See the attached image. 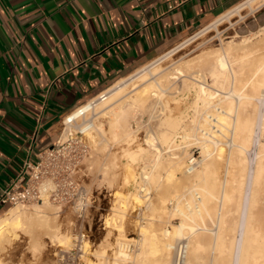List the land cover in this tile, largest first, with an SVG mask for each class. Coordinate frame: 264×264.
<instances>
[{"label":"rangeland","instance_id":"1","mask_svg":"<svg viewBox=\"0 0 264 264\" xmlns=\"http://www.w3.org/2000/svg\"><path fill=\"white\" fill-rule=\"evenodd\" d=\"M263 7L264 4L255 12L249 14L247 18L240 19L235 16L233 24L224 23L220 27L218 26L220 29L212 28V30L204 33L205 36L202 34L203 36L171 56L172 59L168 57L165 61L162 60L163 62H161V65L158 64L159 66L157 63L160 62H154L155 59L148 62L147 64H152L144 71H149L150 77L153 74L152 72L155 76L168 71L174 72L184 61L196 59L199 54L204 55L208 53L207 51L218 48L224 49L229 42L245 46H257L260 49L257 56L260 55L264 52V34H261L262 27H259L253 19L256 12ZM246 12L247 10H244L243 13L247 14ZM232 53L240 56L242 49ZM155 65L156 68H160V66L163 68L154 69ZM169 66L172 68L169 69ZM191 70L194 72L195 77L202 73L204 75L203 81H207L206 86L216 95L213 104H206L204 113L207 114L215 109L218 99L224 97L227 92L232 93V86L221 88L214 85L211 76H209L210 74L208 73V76H206L207 72L199 69L197 63ZM138 71L139 69L132 73ZM141 73L143 72L135 76L138 77ZM248 73V71L245 72L244 76L247 77ZM185 74L186 72H184V75L181 74L182 76L177 74L179 77L171 85L170 92L165 95L164 100L169 108L163 112L169 113L171 111L170 113L174 117L183 120L178 129L180 133L176 136L172 148L162 145L154 134L158 130L156 119L163 113L160 109H153L152 112L147 107L142 106L133 109L130 123L133 138L129 141L126 136V127L112 125V117L106 113L109 108L113 107L110 103L109 107L107 104L98 107V110L93 114H88L87 117L79 119L73 125L61 122L60 137L62 136L65 139L69 134H72L83 140L82 142L87 147V152L80 160L78 170L74 173V176L87 191L89 206L86 210L81 211L72 204H58L48 200L42 206H39V203L7 206L0 216L11 209L19 210L22 223L15 230L17 236L10 237L6 235L0 238V264H87V260L90 258L100 262V264H138V258L142 257L144 251L148 248L143 241L142 229L144 228L149 231L152 229L151 231H155L165 243L170 245H174L179 239L187 240L189 245L188 258L192 244L198 241L204 246L208 244L206 249L209 248V250L203 253L206 264H235V249L225 250L227 253H223V250L211 248H213V242L218 235L220 226L224 235H222V240L224 244L225 241L228 243L225 244L227 247L239 240L242 210L246 207V195L250 188V171L253 164L249 160L247 162L248 168L243 171L241 164L234 156L235 142L237 143L238 139L233 129H228L222 134H215L214 137L208 138L206 144L208 147L211 146L209 148L212 155L206 157V163L212 164L219 192L204 208L205 206L199 199L202 196V191L193 187L194 178L191 173L185 171L189 165V157L193 153L198 162L204 158L202 144L195 135H197L198 123L204 120L205 114H200L201 112L195 109V93L182 87L183 79L198 82L191 77H186ZM237 84L240 83L237 82ZM127 87H130V84ZM189 98L192 101H189ZM254 104L258 107L257 98ZM157 106L156 108L160 107V105ZM193 115H196L198 121L193 120ZM183 117L184 119H182ZM88 121L102 124V127L90 134L80 132V127ZM185 129L192 135L188 140H183L184 138L181 137ZM139 146L146 149L145 152L140 154L141 156L134 159L126 154L127 150L135 151ZM249 146L252 147V143ZM159 151H161L162 164L154 168L155 160L160 154ZM173 153L179 155L183 168L177 170L174 181L168 183L166 177L167 172L170 170L168 160L173 157ZM248 157H250L249 154H247ZM201 167L202 164L197 169ZM247 170L248 177H246ZM152 171L156 174L157 180H147L144 177L145 172ZM244 177H246V181L241 182V178ZM261 185L263 186L261 187ZM261 185L258 188V190H261L256 202L254 204L250 202L249 204L250 211L247 225L249 228L251 226L257 230L264 241V179ZM222 190H225L230 198L224 199ZM188 205H191L192 210L195 209L196 205L203 209V215L196 223L190 221L191 224H196V231L187 233L185 237L180 238L173 237L172 233L169 236H163V230L169 229L172 231L173 225L181 222V215L176 212L177 207L186 211ZM120 224L123 232L119 231L118 226ZM81 232H85L86 237L82 241V248L79 249L80 241L76 240V235ZM225 237H227V240H224ZM86 244L88 245L87 251ZM125 253L130 256L128 255L125 258ZM164 258L167 264H172V248L166 249ZM153 260L154 262L152 261L151 264H158L155 259ZM246 264H264V257L263 255H257L247 261Z\"/></svg>","mask_w":264,"mask_h":264},{"label":"crops","instance_id":"2","mask_svg":"<svg viewBox=\"0 0 264 264\" xmlns=\"http://www.w3.org/2000/svg\"><path fill=\"white\" fill-rule=\"evenodd\" d=\"M242 1L0 0V187L68 113Z\"/></svg>","mask_w":264,"mask_h":264},{"label":"bare ground","instance_id":"3","mask_svg":"<svg viewBox=\"0 0 264 264\" xmlns=\"http://www.w3.org/2000/svg\"><path fill=\"white\" fill-rule=\"evenodd\" d=\"M262 4H264V0H243L241 3L226 11L221 16L215 18L210 23L206 24V26L201 28V30L197 34L185 39L184 41L180 42L174 49H171L168 52L159 56L157 59H155L156 61L154 62L158 61L160 63H157V65H161V62H163L162 60L165 61L166 58H171V56L183 50L190 43L203 36L204 33L212 30V28L220 29L218 28V26L220 27V25H223L224 23L233 24V18L235 16H238V18L240 19L247 18L249 14L258 10ZM244 10H247V14L243 13ZM261 31V34H264V27H262ZM244 40L248 41L247 39ZM240 49H242V53L240 56L234 55L232 53ZM259 50L260 49H258L257 46H245L229 42L224 49H214L213 51H207L208 53L204 55H197L198 57L196 59H184L186 60L184 62L179 61L183 62V64H181L179 67L177 66L178 68L176 70L174 69V72H169L167 70L168 72H164L158 76H155L154 72H152L153 74L151 77L150 72L144 70H146L147 67L152 63L146 64L142 66L138 72L131 73L127 77L118 80L115 84H113L100 95L78 106L70 113H68L64 118V124L73 125L74 123H77L79 119L87 117L88 114H93L95 111L98 110V107H101L105 104H107L108 106L110 103L113 107L111 109L109 108L106 113L109 114L110 117H112L111 120H113V126L117 127L123 125L127 128L126 136L127 140L129 141L133 138L131 134L132 130L130 127L133 109L138 106H142L147 107L150 112H152L153 109H160L162 110V112L168 110L169 107L164 101L165 95L170 92L171 85H173V83L176 81L175 79L179 77L178 75L182 76L181 74L184 75V72H186V77H191L192 79L198 81L194 82L190 81L189 79H183L182 87L185 90L192 91L195 93L194 105L196 108H194L197 109V111H200V114L204 113L203 111L206 109V104H213V102H215L216 95H214V93L206 86L207 81H203L204 75L201 73L195 77L194 72L191 70L196 63L199 69L207 72L206 76H208V73L210 74L209 76H211V80H213L214 85L219 86L221 88H230V86H232V93L227 92L224 97L218 99V104L217 106L215 105L216 108L207 114L204 113V120L199 121L197 126L198 131L195 137L197 136V140L200 141V143L202 144L204 158L198 162V160L193 158V156H190L188 160L189 165L186 167L185 172L191 173L192 177L194 178L195 183L193 182V187L202 191V196H200L199 199L205 206L204 208H206V204H208L215 196H217L219 192L216 182L217 178L215 172L212 170V164L206 163V157L212 155L209 148L211 146L208 147L206 141H208L210 137H214L215 134H222L228 129H233L238 139V142H235L236 148L233 153L234 156L238 159L243 171L248 168L247 162H249V160H251L253 164V167L250 171V188L249 192L246 195V204L248 206L242 210L243 216L240 226L239 240L233 242L229 247H227L225 245L227 242L225 241L224 244L222 240L223 229L220 226L218 229V235L216 236L213 242V248L211 249H220L224 251L223 253L226 252L225 250L230 251L235 249V264H246L247 261L253 259L257 255H263L264 257V241L263 239H261L260 233L251 226L249 228L247 225V218L249 216L250 211L249 204L250 202H252L253 204L256 202V198L258 197V194L261 190H258V188L264 179V52L257 56ZM198 62L201 63L199 64ZM158 68L159 67L156 68L155 65L154 69ZM160 68L163 67L160 66ZM171 68L169 66V69ZM247 71L249 73L248 76L245 77L244 73ZM140 72L143 73H141L139 76L137 75L138 77H136L135 75ZM134 76L135 79L137 78L136 80L133 78ZM131 79L134 80L132 81ZM231 81H233L232 84ZM237 82H239L240 84L238 85ZM129 84L130 87H127ZM256 98L258 102V107H256L254 104ZM189 101L192 100L190 99ZM157 105H160V107L156 108L158 107ZM170 112H163L161 115H159V117L158 115L155 116L156 118L158 117L156 119V127L158 128V130L154 134L160 140L162 145L172 148V144L174 143L176 136L180 133L178 132V129L180 128L183 120L181 121L178 117H174L173 114H171ZM182 119H184V117ZM193 120L198 121V119H196V115H193ZM100 127H102V124H96L94 121H88L84 123L79 130L84 134H90L91 132L99 129ZM190 136L192 137L191 133L187 129H185V132L181 137L184 138L183 140H188ZM250 143H252V147L249 146ZM145 150V148L139 146L138 149L135 151L127 150L126 154L135 159L141 156L140 154L142 152H145ZM159 153V156L157 155L158 157L155 160L153 166L154 168H157L162 164V160L160 158L161 151H159ZM247 154H249L250 157L247 158ZM168 161L170 170L167 172L166 177L168 183H172L175 179V172L177 170H181L183 166L179 155L175 153H173V157H171V159H169ZM201 164L202 167L200 169H197V167ZM143 175H145L144 177L147 180H157V176L153 171L145 172ZM248 175L249 173L247 170L246 177H248ZM246 177L241 178L240 181H246ZM262 186L263 185H261V187ZM222 195L224 199L230 198V196L226 193L225 190H222ZM46 202V200L42 202L40 201L39 206H42ZM176 212L181 215L182 219L180 224H174L172 231H170L169 229L163 230V236H169L172 233L173 237L180 238L185 237L187 233L195 232L196 224L193 225L190 223V221L196 223L198 219L202 217L203 209L199 205H196L195 209L192 210L191 205H188L186 211L177 207ZM220 220L219 222L221 225L222 220ZM21 223V212L19 210L11 209L8 212L4 213L0 217V238L6 235L10 237L17 236L15 230L21 225ZM118 227L120 229L119 231L123 232L122 225L120 224ZM149 229H151V227H149ZM151 230L149 231L147 228L142 229V233L144 234L143 241L147 244L148 248L146 249V251H144L143 256L138 258V264H151L152 261L154 262L153 259H155V262H157L158 264H167L166 259L164 258L165 252L166 249H171L173 247V244L170 245L169 243H165V241L159 237V234ZM226 238L227 237H225L224 240H227ZM207 246L208 244L204 246L198 241L192 244V249L190 251L189 258L187 256L186 264H206L205 256L203 253L209 250V248L208 250L206 249ZM85 247L87 251L88 245L86 244ZM232 254L230 255L233 256ZM128 255V253H125V258H127ZM230 260L232 259L230 258ZM87 261V264H100V262L95 261L92 258L88 259ZM231 262H233V260Z\"/></svg>","mask_w":264,"mask_h":264},{"label":"built area","instance_id":"4","mask_svg":"<svg viewBox=\"0 0 264 264\" xmlns=\"http://www.w3.org/2000/svg\"><path fill=\"white\" fill-rule=\"evenodd\" d=\"M82 141L72 134L65 139L61 136L55 144L40 152L38 159L27 158L9 183L0 187V206L48 200L86 210L89 206L87 191L74 176L80 160L87 152ZM192 156L196 158L194 153ZM85 237V232L76 235V240L80 241L79 249ZM188 249L187 240H177L172 247V264H186Z\"/></svg>","mask_w":264,"mask_h":264}]
</instances>
